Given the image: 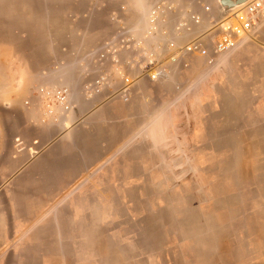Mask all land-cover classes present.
Here are the masks:
<instances>
[{
    "label": "rangeland",
    "instance_id": "1",
    "mask_svg": "<svg viewBox=\"0 0 264 264\" xmlns=\"http://www.w3.org/2000/svg\"><path fill=\"white\" fill-rule=\"evenodd\" d=\"M150 1L0 0V219L17 222L13 232L33 233L41 215L39 191L14 188L25 161L9 163L24 152L26 105L60 65L46 61L43 44L56 39L73 12L124 7L132 17ZM232 66L213 71L204 95L189 94L190 105H210L220 86L231 91ZM172 112L161 110L159 124L145 129L135 147L143 156L128 159L127 189L110 190L111 220L97 222L95 237L65 243L60 255L36 253L23 238L0 239V264H264V167L248 157L263 145L235 142V125L187 135L189 126L168 125ZM199 112L189 111L196 119ZM221 113L235 117V110L207 111L215 122ZM25 203L31 215L11 212Z\"/></svg>",
    "mask_w": 264,
    "mask_h": 264
},
{
    "label": "crops",
    "instance_id": "2",
    "mask_svg": "<svg viewBox=\"0 0 264 264\" xmlns=\"http://www.w3.org/2000/svg\"><path fill=\"white\" fill-rule=\"evenodd\" d=\"M152 1L142 3L132 17L124 7L73 12L56 39L43 44L46 61L60 65L48 73L55 79L38 86L30 103H26L24 152L9 163L17 168L16 163L25 161L16 171L24 176L22 180L17 176L14 188L39 191L41 215L30 225V229L36 228L31 234L15 233L12 230L17 222L0 219V239L23 238L24 243L39 248L36 253L60 255L65 243L80 245L75 239L95 237L90 231L95 232L97 222L111 220L110 190L127 189V161L143 156L135 147L144 142L147 127L159 124L163 109L173 111L169 126H189L187 135L206 134L209 126L224 132L223 128L235 125V142L260 143L264 147V22L254 33L259 40L244 41L232 55L217 56L213 64L203 56L184 55L174 63L167 62L156 81L139 69L133 70L135 81L128 99L113 96L114 90L122 87L115 68L127 72L129 58L142 55L143 49L153 45L148 42L139 48L129 42V48L122 49L119 41L122 37L138 40L145 35L146 12ZM176 16L171 15L173 19ZM112 49H116L119 63L114 61ZM183 62L188 66L184 67ZM228 64L233 65L235 87L229 91L220 86L219 97L210 105L202 99L190 105L189 94L204 95L213 71ZM100 75L113 84L99 93L87 90L86 84ZM58 94L64 97L59 100ZM223 96L227 101L221 100ZM209 109L235 110V117L225 118L221 113V120L215 122L208 118ZM195 110L200 111L199 119L189 113ZM252 154L248 157L257 158L264 167V160H259L264 159V150ZM27 205H17L11 212L31 215L32 206Z\"/></svg>",
    "mask_w": 264,
    "mask_h": 264
},
{
    "label": "built area",
    "instance_id": "3",
    "mask_svg": "<svg viewBox=\"0 0 264 264\" xmlns=\"http://www.w3.org/2000/svg\"><path fill=\"white\" fill-rule=\"evenodd\" d=\"M174 14L178 16L173 19L171 15ZM263 17L264 0H246L227 10L220 0H153L146 12L145 35L138 40L134 37L119 39L122 49H128L130 43L137 44L139 48L148 42L153 45L143 49L142 55L129 58L127 72L123 68H115L121 77L122 87L114 90V96L128 99L135 81L133 70L139 69L156 81L167 62L174 63L187 54L206 57L213 64L217 56L230 53L244 41L252 39ZM111 51L114 61L119 63L116 49ZM182 65L186 67L188 63L183 62ZM112 84L107 76L100 75L85 87L99 93L104 86ZM63 97L56 95L59 100Z\"/></svg>",
    "mask_w": 264,
    "mask_h": 264
},
{
    "label": "water",
    "instance_id": "4",
    "mask_svg": "<svg viewBox=\"0 0 264 264\" xmlns=\"http://www.w3.org/2000/svg\"><path fill=\"white\" fill-rule=\"evenodd\" d=\"M246 0H220V3L222 7L227 10L232 7H235L236 5L244 3Z\"/></svg>",
    "mask_w": 264,
    "mask_h": 264
},
{
    "label": "bare ground",
    "instance_id": "5",
    "mask_svg": "<svg viewBox=\"0 0 264 264\" xmlns=\"http://www.w3.org/2000/svg\"><path fill=\"white\" fill-rule=\"evenodd\" d=\"M239 5H240V4H239ZM236 6H238V5H236ZM236 6H235V7H236Z\"/></svg>",
    "mask_w": 264,
    "mask_h": 264
}]
</instances>
